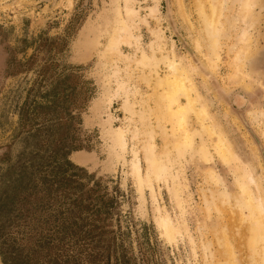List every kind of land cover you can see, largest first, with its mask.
Wrapping results in <instances>:
<instances>
[{
	"label": "rangeland",
	"instance_id": "374dc122",
	"mask_svg": "<svg viewBox=\"0 0 264 264\" xmlns=\"http://www.w3.org/2000/svg\"><path fill=\"white\" fill-rule=\"evenodd\" d=\"M239 1L0 0V195L22 164L51 149L49 106L61 108L67 84L78 92L90 81L93 93L77 112L89 148L68 160L108 192L116 190L135 250L136 236L141 241L146 233L144 245L158 264H263L248 199L264 205V0L253 6L249 51L236 76ZM198 2L225 3L220 21L229 29L216 46ZM122 21L131 37L118 56L107 45ZM173 61L184 84L194 87L190 107L183 91L166 94ZM36 105L42 109L34 116ZM117 128L125 134L123 150ZM209 128L226 141L229 158L220 157ZM79 151L87 161L75 159ZM161 219L170 231L162 230ZM262 221L264 232V213Z\"/></svg>",
	"mask_w": 264,
	"mask_h": 264
},
{
	"label": "trees",
	"instance_id": "16d2710c",
	"mask_svg": "<svg viewBox=\"0 0 264 264\" xmlns=\"http://www.w3.org/2000/svg\"><path fill=\"white\" fill-rule=\"evenodd\" d=\"M90 83L84 81L78 92L74 85H66L62 116L54 104L49 106L53 113L49 120L54 122L46 127L51 149L22 164L12 185L0 195L2 264H158L156 254L144 245L146 233L141 241L136 236L137 249L133 247L128 223L123 229L117 212L116 190L108 192L68 160L71 152L89 148L80 135L77 112L93 93ZM40 109V105L32 109L34 116Z\"/></svg>",
	"mask_w": 264,
	"mask_h": 264
},
{
	"label": "bare ground",
	"instance_id": "6f19581e",
	"mask_svg": "<svg viewBox=\"0 0 264 264\" xmlns=\"http://www.w3.org/2000/svg\"><path fill=\"white\" fill-rule=\"evenodd\" d=\"M178 3H180V0H177ZM199 3V9L200 12L204 16L205 25L206 28L209 31V39L211 40V43L216 46L219 43V39L222 36V34L227 33V30L229 29V26H224V24L220 21V18L223 16L222 10L226 8L224 2H219L216 5L214 3L207 2L205 3L198 2ZM240 12L234 15V20L237 23H240V26L243 25V27L239 28L240 33L238 32V36L236 37V42L239 44L238 46L234 47L236 48L235 57H234V75L238 76L239 73V60L241 56H245L249 51V43L251 42L249 37V31L248 28L252 26L253 19H254V13H253V6L256 4V0H240ZM239 5V4H238ZM223 19V18H222ZM225 23V22H224ZM242 24V25H241ZM251 35V34H250ZM131 35L128 31L126 24L122 21L120 24L113 29L112 36L110 38V42L107 45V50L109 52H114L116 55H122V52L119 48V46H123L129 43ZM250 41V42H249ZM195 49L199 48V42L196 40L194 42ZM252 48V46H251ZM247 56V55H246ZM245 60V59H244ZM243 60V61H244ZM180 65L176 62H169L168 70H169V76L164 80V86L166 94L169 97H174L179 92L183 91V94L187 96V106L190 104V100L192 97H190V92H194V87L191 85H185L184 82L187 81L186 78L183 77V74L180 72ZM242 73V72H241ZM244 73V72H243ZM246 75V74H245ZM250 78V77H249ZM106 101L108 103H111L112 97L110 95V92H108L107 96L105 97ZM175 98V97H174ZM187 109V108H186ZM197 114L200 119L204 120L207 119V116L205 112L202 109H198ZM178 114V128L183 129V116H184V109L183 107H180L177 109ZM177 118V117H176ZM206 122V121H205ZM209 127V126H208ZM210 129V128H209ZM118 142L120 143V147L123 150L126 146L125 143V134L124 131L121 128L116 129ZM211 133L215 134L217 137V151L221 155L223 159L229 158L230 150L229 146L227 145L226 141L223 139V137L220 136V134L217 131L211 130ZM184 142H188V135L185 132ZM75 159L80 162L87 161V155L84 152H76ZM134 172L138 181L139 186L142 185V177L140 174V163L138 158H134ZM147 167L151 168L154 166V161H150L147 163ZM251 182L256 181L253 177H250L249 179ZM255 185L259 188L258 183L256 182ZM259 192V191H258ZM249 207L251 208V212H254L256 214V219H253V225L256 228L254 235L258 238L259 241H261L262 244V262L264 264V232H263V213H264V205L262 203V200H254L251 196H249L248 199ZM249 209V208H248ZM162 230L168 232L170 231L168 221L166 219H161L160 221Z\"/></svg>",
	"mask_w": 264,
	"mask_h": 264
}]
</instances>
